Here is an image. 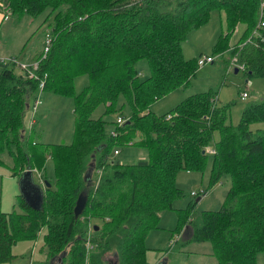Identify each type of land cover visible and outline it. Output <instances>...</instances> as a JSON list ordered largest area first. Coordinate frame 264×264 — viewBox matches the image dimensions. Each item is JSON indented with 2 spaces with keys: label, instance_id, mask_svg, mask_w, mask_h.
Segmentation results:
<instances>
[{
  "label": "trees",
  "instance_id": "16d2710c",
  "mask_svg": "<svg viewBox=\"0 0 264 264\" xmlns=\"http://www.w3.org/2000/svg\"><path fill=\"white\" fill-rule=\"evenodd\" d=\"M0 3L10 15L42 16L49 27L41 50L22 73L15 72L13 58L0 59V164L6 165L8 156L14 176L37 170L44 180L36 208L20 195L19 210L0 211V264L14 257L15 243L36 240L43 229L41 250L47 262L59 256L61 264H106L111 254L115 264H148L146 236L158 228L160 213L172 209L173 200L183 193L176 185L177 173L203 170L214 131L219 137L213 141L210 185L225 174L229 188L219 209L194 217L192 206L179 214L177 233L188 227L187 235L179 238L182 243H209L217 264H253L264 252V127L251 125L264 123V97L247 104L235 125L227 121L229 103L218 105L211 88L188 95L161 115L150 107L191 85L198 56L185 58L182 43L213 10L224 12L226 27L212 55L222 54L226 63L236 55L248 79L264 75L260 0ZM238 24L245 28L230 50ZM47 35L50 46L43 57ZM240 42L244 44L238 47ZM142 59L149 70L146 77L136 68ZM80 75L88 83L75 93L74 79ZM38 90L73 98L71 143L49 147L33 139L24 115ZM119 99L123 102L118 107ZM100 104L103 114L121 113L125 106L130 114L121 124V115L116 120L91 117ZM126 145L145 148L147 157L136 163L117 160L115 150ZM48 148L54 179L44 173ZM84 190L86 203L75 218L76 200Z\"/></svg>",
  "mask_w": 264,
  "mask_h": 264
},
{
  "label": "rangeland",
  "instance_id": "374dc122",
  "mask_svg": "<svg viewBox=\"0 0 264 264\" xmlns=\"http://www.w3.org/2000/svg\"><path fill=\"white\" fill-rule=\"evenodd\" d=\"M5 5L0 3V55H3L0 58L6 60L13 58L17 63L15 72L22 73L24 69L20 67V64L29 65L31 63L34 55L41 50L44 32L49 27L42 16L32 18L27 15H10V11L5 8ZM220 16L221 18L223 17L224 22L223 11L213 10L206 23L188 33L187 39L183 43V55L185 58L197 55L199 51H211L218 37L216 40H210L209 37L219 33ZM224 24L223 29H225ZM244 28L243 24L237 25L230 37L232 43L230 50L235 49L232 45L238 41ZM243 44L244 42H240L238 47ZM228 52L229 50L223 53L228 54ZM221 55L215 56L214 69L210 70L209 73L214 80L217 81L219 79V83L217 85L212 83L211 87L214 90H219L218 105L229 103L230 110L227 121L235 125L240 121L241 113L247 104L264 97V75L248 79L242 69H237L240 63L236 55L232 56L230 61L226 63L227 69L225 70L221 63ZM233 59L235 60L233 61ZM208 66L211 67V65ZM136 68L140 71L142 77L148 76L149 70L146 60H139L136 63ZM199 69H201V66ZM235 69L238 72L235 73ZM193 77V82L191 81V85L188 87L180 88L179 91L171 92L172 94H167L154 101L150 107L151 111L157 115L164 114L188 95L203 91L209 87L208 84L200 85L199 77ZM87 83L88 78L86 75L76 77L74 79L75 93H78ZM244 91L248 93V96L241 98V94ZM40 93V103L37 109L33 110L32 103L30 108L26 109L24 115L25 126L27 129L29 127L32 129L33 139L37 142L45 143L49 147L53 144L71 143L74 138L73 98L71 96L54 95L46 91ZM122 102L123 100H118V107ZM103 112L104 105L100 104L92 111L91 117L102 116L104 119L116 120L118 115L125 118L130 114L128 106H125L121 113L117 111L111 114H103ZM263 127V122L251 125L252 129ZM218 137V131H214L213 140L207 147L208 152L212 150L213 141L217 140ZM119 150V154H116L115 157L124 163H136L140 159L147 157V151L142 147L126 145L120 146ZM211 154L210 152L209 159L203 170H191L190 172L180 170L177 173L176 185L183 193L181 197L173 200V208L163 215L161 221L159 220L158 228L151 230L149 236H146L147 263L154 264L157 262L156 259L158 257L164 255L165 262L167 259L165 264H217L213 256L210 255L211 246L209 243L194 241L182 243L181 239L177 241V216L186 214L188 208L190 207L191 209L192 206L191 211L194 217L204 210L219 209L229 188L230 178L229 175L225 174L215 184L210 185ZM45 156L47 162L45 163L44 173L48 179H54V164L50 155V148H48ZM4 159L6 165L0 164V211L19 210V198L25 192V188L31 189L35 194H41L44 189L43 181L35 171L30 172L26 178L14 176L9 167L11 166L9 157L5 156ZM205 191L206 193L203 194ZM192 192L195 195L190 194ZM199 197L200 199L196 203V199ZM43 232H45V229L42 230L37 241L26 239L15 243L11 248L14 257L11 261L1 264H48L46 255L41 250ZM32 249H34L33 254ZM115 263V256L109 254L106 264ZM158 263H161V260ZM253 264H264V252L257 254Z\"/></svg>",
  "mask_w": 264,
  "mask_h": 264
},
{
  "label": "crops",
  "instance_id": "0c3cea01",
  "mask_svg": "<svg viewBox=\"0 0 264 264\" xmlns=\"http://www.w3.org/2000/svg\"><path fill=\"white\" fill-rule=\"evenodd\" d=\"M224 13V12H223ZM220 15V14H219ZM220 18H221V16H220ZM223 23H225L224 24V26L226 27V22H225V15H224V22H223V17L221 18V23H220V25H218V28H219V33H215V35L214 36H212V37H209V39L210 40H216V38L218 37V35L221 33V32H223L225 29H223ZM237 27V26H236ZM236 29V28H235ZM212 31H213V29H212ZM242 34V33H241ZM241 36V35H240ZM185 42V41H184ZM183 42V43H184ZM211 42V41H210ZM183 43H182V51H183ZM232 43H231V41H230V45H231ZM210 46V45H209ZM210 48H211V46H210ZM210 50V49H209ZM212 55V53H211V51H199V53L197 54V55H192V56H189L188 58H192V57H196V56H200V55ZM225 56H228V54H224ZM0 56H3V55H0ZM0 59H2V58H0ZM215 60H216V57L214 58V61L212 62V63H207V64H205V65H203V66H201V69H199V70H197L196 71V75H194V77H199V83H200V85H203V84H208V88H211L212 90H214L212 87H211V85H212V83L214 84V85H217L218 83H219V79L216 81V80H214V78H212V77H210V75H209V73H210V70H213L214 69V64H215ZM221 63H222V65H223V68L226 70L227 69V67H226V62H225V60H223L222 58H221ZM23 64V63H22ZM208 65H211V67H209ZM200 67V66H199ZM203 72H204V74H203ZM238 72V71H237ZM193 77V78H194ZM192 82H193V80H191ZM193 84V83H192ZM208 88L207 89H205V90H208ZM179 91V89H176V90H174V91H172V93L173 92H176V91ZM205 90H203V91H205ZM215 92H216V98H218L217 99V101L219 100V90H214ZM41 91L40 90H38L37 91V93H35V96H33L32 97V99L30 100V103H29V108H30V106H31V104H32V108H33V110H36L37 109V106H38V104L40 103V95H41V93H40ZM199 92H202V91H199ZM245 92V91H244ZM171 92L170 93H168V95H170V94H172ZM247 93V92H246ZM52 94V93H51ZM193 94V93H192ZM55 95V94H54ZM247 96H248V93H247ZM36 100H39V103L36 105V106H34L35 105V101ZM34 121V120H33ZM120 151V150H119ZM117 154H119V152L117 153ZM32 171H35V172H37L38 173V171L37 170H32ZM190 172V171H189ZM39 174V173H38ZM91 175H92V173H91ZM42 180V179H41ZM176 180H177V178H176ZM43 181V183H44V180H42ZM43 192H44V189H43V191L41 192V196L43 195ZM191 194V193H190ZM203 194H205L204 192H203ZM168 210H171V209H168ZM168 210H165V211H162L161 213H160V221L162 220V217H163V215L168 211ZM175 217V216H174ZM187 228L188 227H186V229L184 230V231H182V233H179L178 234V239H177V241L179 240V238L183 235V236H185V235H187L186 234V232L187 231H189V230H187ZM147 236H149V233H148V235ZM36 241H37V239H36ZM33 251H34V249H32V254H33ZM211 252H212V249L210 250V255H211ZM164 256V255H163ZM158 257L157 259H156V261L157 262H155L154 264H160V263H158L159 262V260H161V263L163 262L164 264L167 262V259H166V262L164 261L165 260V258L164 257ZM61 257H57V258H54V259H52L51 261H49V263L48 264H61ZM11 261V260H10ZM9 262V261H8ZM5 263V262H4ZM148 264H150V263H148Z\"/></svg>",
  "mask_w": 264,
  "mask_h": 264
},
{
  "label": "built area",
  "instance_id": "2783aa9c",
  "mask_svg": "<svg viewBox=\"0 0 264 264\" xmlns=\"http://www.w3.org/2000/svg\"><path fill=\"white\" fill-rule=\"evenodd\" d=\"M259 5H260V17H261V20H259L258 26L264 27V0H260ZM250 40H251V38H248L246 41H250ZM49 46H50V36L47 35V37H46V39L44 41V48H43L44 55H43V57L45 56L46 52L49 50ZM214 58H215V56H213V55H200L197 58V64H198V66H203V65H205V64H207L209 62H212L214 60ZM234 60L235 59H233V61ZM37 64H38V62H35L34 63V67H36ZM27 66H28L27 64H20V67L23 68V69H27ZM237 69L238 70L239 69L245 70L244 64L240 63V65L237 66ZM28 72H29L30 75H33V72L31 70H28ZM40 85H41L40 86V88H41L42 87V82L40 83ZM245 97H247V93L243 92L241 94V98H245ZM38 103H39V100H36L34 106H36ZM124 121H125V118H122V116L117 118V122L119 124L123 123ZM210 152L213 153V150H211ZM117 153H118V150H115V154H117ZM191 194L195 195L194 192H192ZM85 243H86V246L88 247V243L87 242H85Z\"/></svg>",
  "mask_w": 264,
  "mask_h": 264
},
{
  "label": "water",
  "instance_id": "95a60500",
  "mask_svg": "<svg viewBox=\"0 0 264 264\" xmlns=\"http://www.w3.org/2000/svg\"><path fill=\"white\" fill-rule=\"evenodd\" d=\"M238 70L235 69V73L237 72ZM28 107V105H27ZM30 172H32L31 170H27L26 172H24L22 174L21 177H25L28 176L30 174ZM90 176H91V172H88L86 177L87 179L89 180L90 179ZM50 186V183L47 182V187ZM25 200L34 208H36L38 205H40V201H41V194H35L31 191V189L28 190V188L26 189L25 188V192L23 194H21ZM86 197H87V192L84 190L80 193L78 199L76 200V205H75V208H74V214H75V218L78 217V215L80 214V212L82 211L83 207L85 206V203H86ZM196 200H199V198H197ZM160 264H164L163 262L160 263ZM230 264V263H229Z\"/></svg>",
  "mask_w": 264,
  "mask_h": 264
}]
</instances>
